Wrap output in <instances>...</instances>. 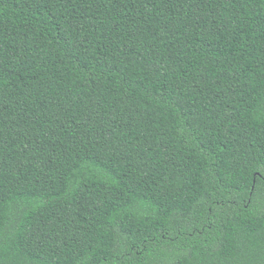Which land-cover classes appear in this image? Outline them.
I'll return each mask as SVG.
<instances>
[{
	"label": "trees",
	"instance_id": "16d2710c",
	"mask_svg": "<svg viewBox=\"0 0 264 264\" xmlns=\"http://www.w3.org/2000/svg\"><path fill=\"white\" fill-rule=\"evenodd\" d=\"M0 264H264V0H0Z\"/></svg>",
	"mask_w": 264,
	"mask_h": 264
}]
</instances>
